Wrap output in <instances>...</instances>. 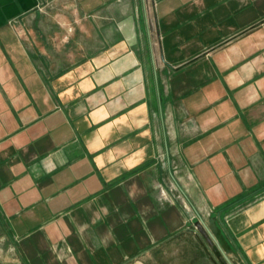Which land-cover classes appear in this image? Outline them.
I'll return each mask as SVG.
<instances>
[{
    "label": "crops",
    "instance_id": "obj_1",
    "mask_svg": "<svg viewBox=\"0 0 264 264\" xmlns=\"http://www.w3.org/2000/svg\"><path fill=\"white\" fill-rule=\"evenodd\" d=\"M202 220L264 264V0H0V260L124 264Z\"/></svg>",
    "mask_w": 264,
    "mask_h": 264
},
{
    "label": "rangeland",
    "instance_id": "obj_2",
    "mask_svg": "<svg viewBox=\"0 0 264 264\" xmlns=\"http://www.w3.org/2000/svg\"><path fill=\"white\" fill-rule=\"evenodd\" d=\"M205 223V222H204ZM206 224V223H205ZM207 225V224H206ZM189 230L195 234L189 233ZM213 234V233H212ZM214 235V234H213ZM217 243L232 264H237L226 253L223 245L214 235ZM9 262V263H8ZM7 264H11L8 261ZM0 264H4L0 260ZM124 264H229L216 243L210 238L204 226L190 227L170 237L147 253L126 261Z\"/></svg>",
    "mask_w": 264,
    "mask_h": 264
},
{
    "label": "water",
    "instance_id": "obj_3",
    "mask_svg": "<svg viewBox=\"0 0 264 264\" xmlns=\"http://www.w3.org/2000/svg\"><path fill=\"white\" fill-rule=\"evenodd\" d=\"M202 225L204 226L206 232L209 234L210 238L216 243L217 247L219 248V250L221 251L222 255L224 256L225 260L229 263L232 264V262L230 261V259L228 258V256L224 253V251L222 250V248L220 247V245L217 243L214 235L212 234L211 230L209 229V227L204 223V221H201Z\"/></svg>",
    "mask_w": 264,
    "mask_h": 264
}]
</instances>
